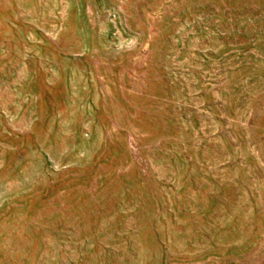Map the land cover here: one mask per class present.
<instances>
[{
  "label": "rangeland",
  "instance_id": "obj_1",
  "mask_svg": "<svg viewBox=\"0 0 264 264\" xmlns=\"http://www.w3.org/2000/svg\"><path fill=\"white\" fill-rule=\"evenodd\" d=\"M0 264H264V0H0Z\"/></svg>",
  "mask_w": 264,
  "mask_h": 264
}]
</instances>
